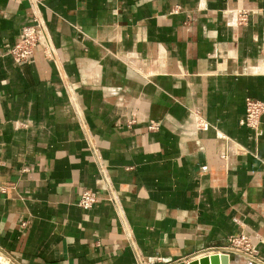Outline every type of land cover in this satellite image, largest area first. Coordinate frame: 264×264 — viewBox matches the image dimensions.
Here are the masks:
<instances>
[{
	"label": "crops",
	"instance_id": "obj_1",
	"mask_svg": "<svg viewBox=\"0 0 264 264\" xmlns=\"http://www.w3.org/2000/svg\"><path fill=\"white\" fill-rule=\"evenodd\" d=\"M35 20L49 48L18 63ZM248 99L264 102V0H0V250L189 264L244 235L253 254L229 264H264Z\"/></svg>",
	"mask_w": 264,
	"mask_h": 264
},
{
	"label": "built area",
	"instance_id": "obj_2",
	"mask_svg": "<svg viewBox=\"0 0 264 264\" xmlns=\"http://www.w3.org/2000/svg\"><path fill=\"white\" fill-rule=\"evenodd\" d=\"M30 1V0H28ZM242 21L246 19L242 15ZM44 46L49 48V42L47 40L46 30L43 24L35 20L32 25L25 26L22 29L21 36L18 42L11 50L12 57L18 63H24L33 54L34 49L37 46ZM264 116V102L248 99L245 104V117L241 124L250 130L254 131L257 135L261 132V122ZM158 127L157 124H152L149 129L155 130ZM97 198L90 191H84L78 201L79 208L83 210H90L96 204ZM254 248L252 247L251 241L247 236L240 235L231 237L228 240V245L224 248H209L205 251V256L212 255H252ZM0 264H16L7 254L0 250Z\"/></svg>",
	"mask_w": 264,
	"mask_h": 264
},
{
	"label": "water",
	"instance_id": "obj_3",
	"mask_svg": "<svg viewBox=\"0 0 264 264\" xmlns=\"http://www.w3.org/2000/svg\"><path fill=\"white\" fill-rule=\"evenodd\" d=\"M232 260V255H212V256H203L199 260H194L189 264H229Z\"/></svg>",
	"mask_w": 264,
	"mask_h": 264
}]
</instances>
